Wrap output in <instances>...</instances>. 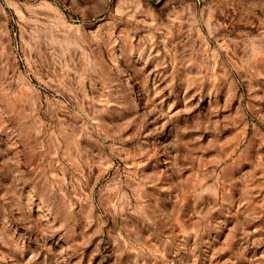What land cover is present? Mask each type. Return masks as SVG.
<instances>
[{"label":"rangeland","instance_id":"obj_1","mask_svg":"<svg viewBox=\"0 0 264 264\" xmlns=\"http://www.w3.org/2000/svg\"><path fill=\"white\" fill-rule=\"evenodd\" d=\"M0 264H264V0H0Z\"/></svg>","mask_w":264,"mask_h":264}]
</instances>
